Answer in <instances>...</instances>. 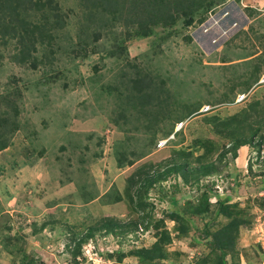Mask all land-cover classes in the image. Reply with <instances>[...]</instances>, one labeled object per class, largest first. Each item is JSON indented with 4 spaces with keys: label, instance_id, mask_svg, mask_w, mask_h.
Returning <instances> with one entry per match:
<instances>
[{
    "label": "rangeland",
    "instance_id": "374dc122",
    "mask_svg": "<svg viewBox=\"0 0 264 264\" xmlns=\"http://www.w3.org/2000/svg\"><path fill=\"white\" fill-rule=\"evenodd\" d=\"M99 2L25 0L17 16L5 11L0 264H264V0H219L191 25L179 18L148 36ZM245 110L221 132L209 122ZM258 125L244 159L226 153ZM173 161L187 164L186 180L168 174L136 206L129 195L143 182L128 177H157ZM106 217L115 222L105 231ZM232 219L223 253L214 233Z\"/></svg>",
    "mask_w": 264,
    "mask_h": 264
},
{
    "label": "trees",
    "instance_id": "16d2710c",
    "mask_svg": "<svg viewBox=\"0 0 264 264\" xmlns=\"http://www.w3.org/2000/svg\"><path fill=\"white\" fill-rule=\"evenodd\" d=\"M31 5L35 4L37 8H40V0H26ZM81 2H94L96 0H80ZM22 2L25 0H0V7L1 11L3 12V16L0 19V25L4 26V23L8 15H6L5 11L8 10V7H11V13H15L17 16V12L19 8L22 7ZM105 2L110 6L108 10L109 18L114 20H119L123 15L126 20L130 22V24H134L137 26V33L141 36H148L151 28L157 25L163 26H172L176 23L177 19L182 18L184 24L186 26L191 25L194 20L195 16L201 11H210L212 6L219 3V0H127V3L120 2L119 0H100L99 3ZM206 13V12H205ZM8 14V11H7ZM202 21V18L199 19V22ZM255 106L259 108L261 107L260 102H256ZM256 110V108H254ZM198 113V112H197ZM258 122L261 123L264 119V109L262 108L259 111ZM249 113L244 111V115L242 118L239 117L238 114H233L226 119H220L219 117H214L212 122L216 130L221 132L223 129H229L232 124L237 123L240 125L241 122H244L248 119ZM238 126V125H236ZM261 130V125H258L255 129H251V132L248 135H239L236 137H232V145L230 150L226 151L231 152L233 157H237V150L240 146L243 145H250L253 138L259 133ZM232 136V132H231ZM204 143L209 141L205 140ZM7 144L5 142L0 143V150L6 148ZM222 156L225 153H221ZM118 166L121 167L122 162L118 158L117 159ZM128 165H132L133 161H128ZM187 164L186 163H178L176 161L170 162L165 168L162 170V173L157 177H150L146 176L145 178H140L138 175L141 171L130 175L127 179L128 183L131 186L136 183L134 180L135 176L139 178V181H142V186L137 188L134 193V196H130V200L135 202L136 206L142 208L144 205L142 201V192H146L149 187H151L155 182L159 180H165L168 174H175L176 176H180L183 180H186V171H187ZM197 171L199 174L203 176H207L211 173V169H214L211 166H202L198 167ZM137 174V175H135ZM136 178V179H137ZM134 198V199H133ZM117 201L120 200L119 197L116 199ZM113 222H115L111 218H104L101 222V228L105 231L108 229L113 228ZM238 222L235 219H232L228 224H226L223 228L219 231L214 233V248L221 252L230 251L233 247V236L232 230L237 228ZM154 245L151 249H140L138 250V254L140 255H150L151 253L155 252ZM216 264H226L224 261V257L220 255Z\"/></svg>",
    "mask_w": 264,
    "mask_h": 264
},
{
    "label": "built area",
    "instance_id": "2783aa9c",
    "mask_svg": "<svg viewBox=\"0 0 264 264\" xmlns=\"http://www.w3.org/2000/svg\"><path fill=\"white\" fill-rule=\"evenodd\" d=\"M258 83H264V75H262L260 78H259V81ZM249 93L250 91L248 92H242V93H238L235 95V98L233 99L232 103L233 104H239V103H242L244 102L245 100H247L248 96H249ZM230 103V104H232ZM212 109V106H209V105H204L201 109H200V112H206L208 110ZM184 126V122L180 121L178 123L175 124V129H174V132L172 133V135L168 138H164V139H159L157 141V147L158 148H163L166 146L167 144V141H169V139L173 136H174V133L178 130H180L181 127ZM92 251V254H94V256H96L97 254L94 252V247H92L91 249ZM97 258V257H96ZM92 259V258H91Z\"/></svg>",
    "mask_w": 264,
    "mask_h": 264
},
{
    "label": "crops",
    "instance_id": "0c3cea01",
    "mask_svg": "<svg viewBox=\"0 0 264 264\" xmlns=\"http://www.w3.org/2000/svg\"><path fill=\"white\" fill-rule=\"evenodd\" d=\"M248 150H249V146L248 145L240 146L239 149L237 150L238 156L236 157L235 160H242V159H244L245 156L248 153Z\"/></svg>",
    "mask_w": 264,
    "mask_h": 264
}]
</instances>
